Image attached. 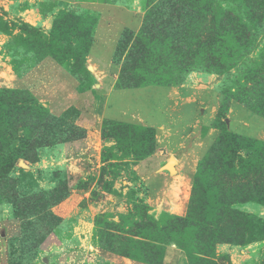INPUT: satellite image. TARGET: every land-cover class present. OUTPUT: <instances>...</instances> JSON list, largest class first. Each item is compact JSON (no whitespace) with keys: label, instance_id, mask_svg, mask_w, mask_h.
Returning <instances> with one entry per match:
<instances>
[{"label":"rangeland","instance_id":"obj_1","mask_svg":"<svg viewBox=\"0 0 264 264\" xmlns=\"http://www.w3.org/2000/svg\"><path fill=\"white\" fill-rule=\"evenodd\" d=\"M156 36L179 43L177 69L155 66ZM141 46L151 60L136 67ZM45 59L65 81L33 73ZM119 76L138 88L116 89ZM189 76L193 121L165 132L119 114L162 117L149 95ZM14 90L29 97L12 132L54 116L90 137L50 157L31 142L9 162L15 139L0 135V264H264V0H0V92Z\"/></svg>","mask_w":264,"mask_h":264},{"label":"trees","instance_id":"obj_2","mask_svg":"<svg viewBox=\"0 0 264 264\" xmlns=\"http://www.w3.org/2000/svg\"><path fill=\"white\" fill-rule=\"evenodd\" d=\"M192 7L194 10V8L197 7V3L192 2V6H188V7L186 6L181 11H183V10L184 11H187V10L190 11V9ZM198 8H199V6H198ZM200 11L205 12L203 6H200ZM145 22H146V20H145ZM145 28H147V24L143 28L144 32H145ZM158 37L159 36H156L157 40L155 43H159V44L163 45L161 47L164 51V53H163L164 56H160L162 59H158L157 61L153 60L155 66H156V64L160 65L158 63V61H163L164 62V68H173L172 70L177 69L178 68V67H176L178 64L177 63L178 62L177 57L179 56L178 53L180 51L179 43L178 42L173 43L172 41L165 43V38H166L165 36H164V42H163V39H159ZM153 38H155V37H153ZM138 50H139V48L136 49V47H134V52H137ZM141 50H142L141 51L142 57L138 58L137 62L135 60V66L136 67H138L140 65V63H149L150 64V62H148V61H150L151 59H149V54H148V52H146L149 50H147V49L145 50V46H141ZM122 76L118 77V81L116 83V89L123 90V89H134V88L136 89V88H138V85H136V86L132 85V84H134L133 81H131V82L127 81L126 83H123V85L118 86V84L119 85L121 84ZM3 90L8 91L6 89H3ZM15 91L16 90L13 91L12 96H9L7 98L3 94L4 92H0V135L3 134L5 136L9 137L11 135V133H13L11 139H15L13 145L10 146V144H8V143L5 144V146L7 148V155L9 157V162L16 155H19V154H26L27 155L29 153L28 151L32 148L30 145L31 142H32V145L36 144V145H39V147L43 145L46 148L47 147L51 148V147H54L55 145H57L59 143L75 141V140L80 139L82 136H84L83 131L79 128H77L80 131L79 137L77 135H73V133H70L68 135L67 131L62 132L61 129L57 130V128H60V125H59L60 120H59V118L54 117V116H46L44 119H38L37 117L32 116V117H30L29 127H25L24 129H20L19 131H16V132H12L13 131L12 126L10 125L11 121H16V123H17L19 118H20V119H22L21 123L23 125H26L27 123H26V120H24V118L28 117V113L23 111V109L21 110V106H23L25 103L24 100L22 99V97H25L26 99H28L29 94L28 93L24 94L25 92H17L16 93ZM12 98H13V100H11ZM19 99H20V101H19ZM32 102H33V104L38 103V101L36 99L33 100ZM38 105H39V103H38ZM42 111H44V110H42ZM64 114H66V112ZM16 133L17 134L20 133V135H16ZM61 136L63 138L55 140L57 137H61ZM101 137H102V130H101ZM48 139H51V141H49ZM14 147H16V148H14ZM25 147H26V150H25ZM3 163L6 164V162L2 161V164ZM4 173H5V168L3 166V168L0 171V180L3 179L2 176H4Z\"/></svg>","mask_w":264,"mask_h":264},{"label":"crops","instance_id":"obj_3","mask_svg":"<svg viewBox=\"0 0 264 264\" xmlns=\"http://www.w3.org/2000/svg\"><path fill=\"white\" fill-rule=\"evenodd\" d=\"M49 61H51V62H49ZM52 62H53L52 60H48V59L43 60L40 63V65H38L37 68L34 69L33 73H35L36 70L43 69V74H45L47 72L48 75L51 74L53 76L59 77V81H65V78H66V73L65 72H67V71L66 70L64 71V69L62 67L58 66V64H51ZM47 68H52L51 69L52 72H51V70H49ZM31 74L32 73H30L29 75H31ZM21 80H23V79H21ZM193 80H194V77L193 76H189L187 78L186 82L184 84H182L181 86H179V87H176V88L175 87H171V88L157 87L156 90L160 89V90H162V92L149 95V105H150V107H155L157 109V111L162 116V117H159V118L157 117L156 120L151 119L150 116L149 117L144 116V114L142 113L141 108H135L137 110L136 112H133L132 110H130L128 108L127 109H122L121 110L122 112H120L119 114L122 115L125 118H127L128 114H130V118H131L132 116H134L132 113H137L139 111L141 113V115L148 120L149 126H151L152 124H155L157 121L161 122L164 119V121H165L164 122V126H163V123H161L158 126V128L161 129V130L164 129L165 132L167 130H171V129L168 128V126L171 125V124H174V126H175V125L184 124V122H189L191 120L193 121L194 120L193 117L191 118V117L188 116V118H183L184 115H182V113H184L185 111H181L182 109L180 108L182 106L183 109L192 110V111H188V112H190V114H188V115L194 114L193 113V107H194V105H196L195 103H198L197 99H198V95L200 94V91L197 90L199 88L196 89V87H194ZM2 85L5 86L6 88H8L10 86L9 83H2ZM195 90H197V92H195ZM208 90H209V88H208ZM127 91H131V90H127ZM204 91L205 90H203V93H205ZM208 93H210V92L208 91ZM208 98H215V97H214L213 94H209V97L201 99L199 101V103L203 104L204 103L203 101H207L209 103V100H206ZM36 99H38V98L36 97ZM174 99L178 100L175 103V105H176V107H179V108H177L176 110H174L172 112H169V109L171 108L172 104H168V103L171 100H174ZM38 101H39V99H38ZM139 101H141L140 103L143 105V107L146 106L142 102V98H139ZM140 103H139V105H141ZM63 104H64V102H63ZM213 104H215L214 105V109L217 111V107H218L217 99H216V102H213ZM184 107H186V108H184ZM124 110L127 111V113H124ZM64 113H65V111L61 112L57 116H61ZM205 118H203V119H205ZM248 118H249V116H248ZM77 120H78V117H77ZM239 121H241L245 126L249 127V124H248L249 121L247 120V117H245L244 115L241 116ZM75 123L77 124V121ZM101 124H102V122H101ZM161 126H163V127L161 128ZM76 127H78V126H76ZM151 127H155V125H152ZM260 127H261V125L258 124V131L256 133H254V134H258L260 132L261 133L263 132L262 131L263 127H262L261 130H260ZM78 128L81 129L84 132V136L81 139H78V140H75V141H69V142H62V143H59V144L55 145L54 147L48 148L49 151L46 153L47 156L50 157V153L51 154H53V153L60 154V151H62L64 149L63 147L68 146V145L69 146L76 145V144H77V146H79V144L81 146L86 145V142L88 141L87 139L90 136L87 135L85 127H83V126L81 127L80 126ZM159 129L157 130L158 132H159ZM101 130H102V128H101V125H100V129L98 131H96L95 133H92V136L95 139H97L96 138V135H97V137H98L97 140H98V142H100L99 144L102 145V146H105V141L101 137ZM171 133H175V132L172 130ZM158 143L162 144V143H160V141ZM175 161H177V160L175 159ZM174 171H175V169H174ZM166 252H167V254L175 253V251L171 250V248H167ZM120 263H125V262L124 261H120Z\"/></svg>","mask_w":264,"mask_h":264},{"label":"water","instance_id":"obj_4","mask_svg":"<svg viewBox=\"0 0 264 264\" xmlns=\"http://www.w3.org/2000/svg\"><path fill=\"white\" fill-rule=\"evenodd\" d=\"M173 161H175L174 158H170L164 166L165 170H167L169 173L174 172V168L171 166Z\"/></svg>","mask_w":264,"mask_h":264}]
</instances>
